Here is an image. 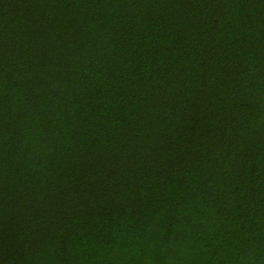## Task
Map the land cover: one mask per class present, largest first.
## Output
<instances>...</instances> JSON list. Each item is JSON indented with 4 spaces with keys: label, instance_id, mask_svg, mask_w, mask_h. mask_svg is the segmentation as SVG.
Returning <instances> with one entry per match:
<instances>
[{
    "label": "trees",
    "instance_id": "1",
    "mask_svg": "<svg viewBox=\"0 0 264 264\" xmlns=\"http://www.w3.org/2000/svg\"><path fill=\"white\" fill-rule=\"evenodd\" d=\"M240 2L255 5L242 40L223 7ZM102 3L144 6L138 21H117L104 42L113 48L110 62L91 59L99 51L94 6ZM260 5L0 0V82L9 38L23 58L17 87L25 102L38 89L45 113L72 121L57 129L62 154L37 168L25 189L32 204L9 208V221L40 240L55 233L79 244L87 256L80 264H97L89 249L115 243L153 249L150 264H236L264 238V125L238 123L232 96L248 64L264 70ZM186 73L189 87L175 89ZM138 135L151 140L149 162L137 158ZM51 185L55 195L40 199ZM5 191L0 177V247ZM160 249L173 259H162Z\"/></svg>",
    "mask_w": 264,
    "mask_h": 264
},
{
    "label": "clouds",
    "instance_id": "2",
    "mask_svg": "<svg viewBox=\"0 0 264 264\" xmlns=\"http://www.w3.org/2000/svg\"><path fill=\"white\" fill-rule=\"evenodd\" d=\"M261 8H264V0H261ZM81 10L91 6H80ZM144 6L137 5H113L108 3L97 4L95 9L96 32L94 35L98 40L99 51L91 57L109 61L113 48L111 44H105L111 31L117 26V21H123L126 17H135L138 21L143 13L140 9ZM153 7H157L153 5ZM224 7V11L231 21L238 40H242L250 29L244 23L251 14L255 5L232 3ZM4 64L2 82H0V95L3 102L0 104V118L3 120V128L0 131V177L6 185L4 193V234L2 247H0V264H80L83 250L79 244L67 242L58 234L53 233L46 239L34 238L31 227L16 225L9 221L7 212L15 206L21 212L32 204L31 195H25V189L36 179L34 173L37 168L44 169L47 162L54 156L62 154L61 144L57 129L67 131L72 121L64 118L60 112L48 114L44 112L38 89H33L29 94L27 102L22 91L17 87L19 81L24 79L21 69L24 67L19 45L9 39L4 43ZM87 55V53H85ZM122 62V61H121ZM247 64V61H245ZM255 61H253V64ZM232 96H236L237 108L233 115L240 124L256 126L264 125V70L254 68L252 64L247 65V71H243ZM118 74V73H117ZM189 74L181 77L173 87L177 90L189 87ZM240 104H251L255 108L241 111ZM75 107V106H74ZM71 116V112L68 113ZM51 123H44V119ZM55 126V127H53ZM137 152V158L143 162H149L148 145L151 140H145L143 135H138L132 141ZM264 151V149H262ZM218 155V154H217ZM242 158V157H240ZM223 159V157H221ZM239 159L235 156L232 163ZM239 175V172H236ZM43 184V181H41ZM51 184V182H50ZM35 187V185H33ZM55 185H51V191L45 189L39 198L43 199L45 194L55 195ZM264 196V190L261 192ZM92 253L91 259L97 264H129L135 260L139 264H150L153 249L144 248L139 245L136 248L122 246L120 243L111 245H100L89 249ZM161 258L171 260L163 249H160ZM87 259V256H83ZM264 264V238L259 241L250 242V247L245 254L239 256L236 264Z\"/></svg>",
    "mask_w": 264,
    "mask_h": 264
}]
</instances>
